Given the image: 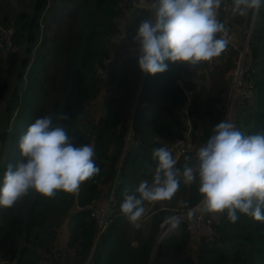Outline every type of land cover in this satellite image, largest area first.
<instances>
[{"label":"trees","instance_id":"obj_1","mask_svg":"<svg viewBox=\"0 0 264 264\" xmlns=\"http://www.w3.org/2000/svg\"><path fill=\"white\" fill-rule=\"evenodd\" d=\"M3 1L0 25H13L15 35L12 51L0 48V183L8 165L20 159L18 141L27 128L37 118H55L61 112L68 119H54V123L63 126L77 146L94 145L99 173L82 183L79 209L72 207V195L57 192L54 198H44L32 191L13 207H0V251L6 261L2 264H44L46 258L50 264H63L56 251L46 256L52 246L68 253L64 263L84 264L90 257L96 231L90 203L102 200L110 183H114L116 208L121 214L124 197L134 192L141 180H152L148 171L155 167L151 151L168 149L185 136L182 108L186 94L192 122L189 139L203 146L216 124L202 122V114L206 111L207 115H215L212 119L217 118L214 106L218 100L212 94H222L225 82L214 83L212 78V87L202 84L201 89L194 81L192 66L167 61L164 73L149 76L139 70L136 57L125 55L120 62L112 63L104 79L101 76L108 86L107 95L100 105L102 113L90 119L87 110L99 85L96 71L114 49L108 38L118 29L127 35L124 45L138 46L132 38L149 13L130 8V0H38L31 8L19 6L9 13L3 10ZM52 7L46 22L44 18ZM252 14L234 17L239 34L247 31ZM42 18L45 30L40 32ZM255 25L250 66L252 104L239 111L235 124L247 135L264 132V4ZM233 58L235 54L228 52L223 73L233 66ZM12 91L13 106L2 105ZM129 131L134 145L121 158ZM185 163L195 165L196 155L180 160L177 168L182 171ZM180 185V208H193L201 201L198 183ZM102 186H106V192ZM171 215V210L157 203L150 212L149 227L135 230V246L127 238L133 228H127L122 214L116 216L100 236L88 264H147L160 224ZM62 217L69 231L57 239L50 225ZM184 225L180 223L161 241L155 264H264V223L243 214L231 223L226 213H219L213 224L214 240L192 249Z\"/></svg>","mask_w":264,"mask_h":264},{"label":"clouds","instance_id":"obj_2","mask_svg":"<svg viewBox=\"0 0 264 264\" xmlns=\"http://www.w3.org/2000/svg\"><path fill=\"white\" fill-rule=\"evenodd\" d=\"M264 0H231V13H258ZM225 0H152L151 16L140 21L133 36L138 44L137 66L149 76L164 73L170 62L188 66L210 63L227 48L225 24L218 18ZM56 121L63 112L37 118L18 141L20 159L9 164L0 183V207L11 208L29 194L54 198L57 192L78 195L80 185L99 173L92 144L77 146L75 138ZM149 167L151 183L141 180L127 194L120 211L136 224L145 202L171 200L180 184L198 183L202 211L226 213L231 223L241 214L264 223V132L247 135L228 120L213 127V134L196 153L197 163L176 168L166 147L154 148ZM166 222L175 229L177 217Z\"/></svg>","mask_w":264,"mask_h":264},{"label":"rangeland","instance_id":"obj_3","mask_svg":"<svg viewBox=\"0 0 264 264\" xmlns=\"http://www.w3.org/2000/svg\"><path fill=\"white\" fill-rule=\"evenodd\" d=\"M28 1L31 2L29 5H28ZM37 1L38 0H22V2L19 3L18 0H10V1L4 0L2 2V5L4 6L3 10H5L6 12H9V13H12L14 11V9L19 7V6L22 8L24 5H26V8H28V7L31 8L32 5ZM51 1H53V0H46V2H51ZM132 4H133V0H130L129 7H132ZM225 4L227 5V7L222 6L220 13H219L220 17H218V18L225 24V27L227 30L226 35L224 37L228 41L226 50L222 53V55L220 57L215 58L210 63H201V64H198L196 66H192L193 76L196 75V77L194 78V81H195V83H197V87H199L201 89H202V84H204L207 88H208L209 84L212 87V78H213L214 83L215 82L219 83V80H223L225 82V86H224V89L222 91V94H212V96L214 97V100L216 101L215 98H217V100H218L214 106V110H216L218 112L217 118L212 119L215 115H211V114L207 115L206 111L204 114H202L203 116L201 115L202 116L201 117L202 122H204V120L207 119V123L214 122L215 124L219 123L221 120H228V121H231L234 123L235 117H236V122H237V115L239 114V111L241 109L247 107V106H250V104H252V96L254 94V86L250 80V78H251L250 66L252 65V57H251L252 35H253V31H254L255 26H256L255 24H256V20H257V13L253 12L250 22L247 23V27L249 28L250 23L252 22L251 29L248 30L246 28L247 29L246 32L244 30L243 33L239 34L238 30L236 28V22L234 20V17L236 15H233L231 13V10H230L231 9V1L225 2ZM26 8H24V9H26ZM52 11H53V7L48 10V14L44 18L46 22H48ZM41 20L42 21L40 22V32H43L45 30L44 29L45 22L43 21V18ZM0 29H1L0 38L2 39V41L0 40V46H1L0 48L2 50L4 48L6 51H12L13 50V36L15 35V28L13 27V25H11V27H8V28L0 26ZM8 29L13 30L14 33L12 35H10L8 33ZM118 33H119V31L117 29L115 31V33L111 37L108 38L110 44L112 45V47L114 49L111 48V54L104 60L103 67L102 68L100 67L98 69V71H96V75L98 74L99 85H98V89H97L98 91L96 90V94H95L94 98L92 99V101L88 107V110H87V114L90 116V119L96 118L98 115H100L102 113V110L100 109V105L103 102L105 96L107 95V91H105V88H108V86H107V84H104V82L101 79V74L103 73V71L109 65L110 61L114 60V62H120L123 59V56H121L120 58H116L118 56L117 52L122 47H123L122 51L126 52L125 53L126 56H130V52H132V54H136L135 52H136V50H138L137 48H131L129 46L126 47V45L123 44V41L120 40V38L118 37ZM5 39H8L7 43L5 42ZM39 41H40V38H39ZM4 42L6 43V45ZM127 50H129V51H127ZM228 52L234 53L235 58H233V66L231 68H229L227 73H226V71L223 73L224 68H222V64H223V61L225 60ZM114 58H116V59H114ZM239 63L242 65V70H241L242 73L240 75V82L245 88L247 87L248 93L241 96L239 103L234 104L232 106V110L234 112L230 116L231 107H230V101L228 100L229 94H227V93L230 89V86L232 83V77H233V75L237 69V65ZM142 77H143V74L141 75L140 80ZM13 94H14L13 91H12V93L6 94V97L3 99L1 104L6 106V107L7 106H13ZM210 96H211V94H210ZM219 98L221 99L220 101H219ZM152 112H153V110L148 115L151 116ZM236 122H235V124H236ZM192 143H194V142H192ZM194 144L196 146H198L199 148L201 147V146L197 145L196 143H194ZM196 153L197 152H191V153L179 156L176 159L177 163L180 160H182L183 158H185L186 156L196 155ZM175 167L177 168V165ZM149 182L151 183V181H149ZM180 187H181V185H180ZM105 189H106V186L101 187L102 191H104ZM105 195H106V197H104V201L109 198L110 191L108 193H106ZM181 199H182V192H181V189L179 188V191L169 201H161V202H154V203L145 202V207H144L145 213L140 218V220H138L136 222L135 225L130 223L128 221V219L123 216V220L125 221L126 224H128L127 228L128 229L131 227L133 228L127 232V238L130 240L131 244H133L134 246L136 245V241H137L136 235L137 234H136L135 230L140 229L142 227H149V220L151 218L150 212L152 211V209L154 208V206L157 203L160 204V206H162L163 208L171 210L172 211L171 217H173V216L177 217L179 219V222L180 221H188V222L192 223L194 221V219L199 214L198 210L199 209L202 210L201 201L198 204L199 205L198 209H195L196 206L193 208H190V209H182V208H180V205H179V203L181 202ZM76 203H77V195L72 196V207ZM201 212H202L203 219L205 220V222L210 223V225H212L218 221L219 213L213 214V213H205L203 211H201ZM118 214L121 215L120 213H118ZM63 217L61 220L58 219L50 225L51 229H53L55 231L57 239L59 237L63 238L65 236L66 232L69 231L67 229V224L65 222L66 219L64 220ZM180 223H183V222H180ZM169 227H171V226L166 222V220L160 224L159 233L156 236V239L154 240V243H153V246L151 249L153 254H152V257L149 256L147 264H155L157 262L156 261V257H157L156 254L157 253L156 252L158 250L159 244L161 243V241H164L165 238L159 242H157V239H158L159 235L161 234V232L167 231L169 229ZM184 227L186 228V225H184ZM188 229H189V226H188ZM173 231H174V229L171 228L170 234ZM189 231H190V229H189ZM214 238H215V232H214ZM187 241H188V246H189V243H191L192 241H191V239H188V238H187ZM94 242H95V247H96V245L99 242V238L96 240L95 235H94V239H93V243ZM93 243H92V245H93ZM199 244H203L202 239L200 240ZM95 247H94V249H95ZM53 251H54V249L52 246L50 248V251L48 253H46V256H50ZM151 253H150V255H151ZM64 258L67 259V256H65ZM88 261H89V258L86 261V263ZM5 262L6 261L2 257V252L0 251V264L5 263ZM44 264H48V262L44 263Z\"/></svg>","mask_w":264,"mask_h":264},{"label":"built area","instance_id":"obj_4","mask_svg":"<svg viewBox=\"0 0 264 264\" xmlns=\"http://www.w3.org/2000/svg\"><path fill=\"white\" fill-rule=\"evenodd\" d=\"M151 3H152V0H133L132 7H130V8H132L134 10L146 11L149 13V17H150L151 16V9H150ZM0 26H2V25H0ZM3 27L8 28V27H11V25L3 26ZM251 27H252V22L250 23L248 30H250ZM0 32H1V29H0ZM8 33L10 35H12L14 33V31L11 29H8ZM118 37L120 38V40L125 42L127 35H125L124 32L122 33L119 31ZM0 40L2 41L1 38H0ZM7 40L8 39H5L6 43H7ZM6 43H5V45H6ZM127 46H129L131 48H137V49L139 48V46L126 45V47ZM122 50H123V48H122ZM122 50L120 51L119 55L116 58H120L121 56L125 57L126 52H123ZM127 51H129V50H127ZM135 53L136 54H132V52H130V56H134V57H136V59H138V55H139L138 50H136ZM116 58H114V59H116ZM113 62H114V60L110 61L109 65L106 67V69L102 73L101 76L103 79L105 78V75H106L104 73L106 71H108L109 67L112 66ZM241 70H242V65L239 63L237 65V69H236V71L232 77V83H231L230 89L227 93V94H229L228 100L230 101V107H231L230 116L234 112L232 110V106L234 104L239 103L241 96L248 93L247 87L245 88L240 82V75L242 73ZM178 81L181 84V81L180 80H178ZM189 105H190L189 94H186V99H185V102H184V105L182 108L183 121H184V124L186 126L185 136H184V138L176 140L175 142H173L171 144V146L168 148V150L172 153V155L175 159H177L179 156H182V155H185V154H188L191 152H197V150L199 149V147L194 144L196 142L192 141V142H194V143H192L191 140L189 139L191 136V132H192V122H191L190 115L188 112ZM235 122H236V117L234 118V124H235ZM133 145H134L133 134L129 131L126 138H125L124 145L122 147L121 158H124L125 155L128 152H130ZM81 185L79 188V192L81 189ZM109 191H110V195H109L108 199H106L104 201V198H103L99 202L92 201L90 203V205L88 206V209L90 211V216L94 220L95 227H96V231H95V239L96 240L98 238H100V236L103 234V232L110 226V224L113 222L114 218L119 215L117 212L116 200H115V196H114V183L113 184L110 183L108 192ZM78 195H79V193H78ZM78 195H77V199H78ZM198 204L196 205V207L194 206L195 209H198V207H199ZM75 208L79 209L78 203L75 204ZM198 211H199V214L194 219V221L192 223H190L188 221H180V222L186 223V231L188 233V239H191V241H192L191 243H189L190 249L194 248V246H201L202 244H199L201 239H202L203 243H208V242L214 240L213 224L210 225V223L205 222V220L203 219L202 212H201L202 210L199 209ZM188 226H189L190 231L188 229ZM170 230H171V227H169V229L167 231H164V232L162 231L161 234L159 235L158 239H157V242L161 241L164 238L166 239V237H169L171 235ZM94 247H95V242L93 243V245L91 247L90 257L92 255V252L94 251ZM54 251H56V255L58 256L59 259H61L63 264H69V263H64V259H66L64 257L68 255V253L66 251L61 252V249H59V250L56 249ZM90 257H89V260H90ZM47 262H48V264H50V261L46 258L44 263H47ZM88 263H89V261L87 263L85 262V264H88Z\"/></svg>","mask_w":264,"mask_h":264},{"label":"crops","instance_id":"obj_5","mask_svg":"<svg viewBox=\"0 0 264 264\" xmlns=\"http://www.w3.org/2000/svg\"><path fill=\"white\" fill-rule=\"evenodd\" d=\"M105 97H106V96H105ZM104 99H105V98H104ZM100 109H101V107H100ZM204 121L207 122V119H205ZM104 192H106V191L104 190ZM106 193H107V192H106ZM106 193H104V196H105V197H106V195H105Z\"/></svg>","mask_w":264,"mask_h":264},{"label":"water","instance_id":"obj_6","mask_svg":"<svg viewBox=\"0 0 264 264\" xmlns=\"http://www.w3.org/2000/svg\"><path fill=\"white\" fill-rule=\"evenodd\" d=\"M152 252V251H151ZM153 252L151 253L150 257H152Z\"/></svg>","mask_w":264,"mask_h":264}]
</instances>
